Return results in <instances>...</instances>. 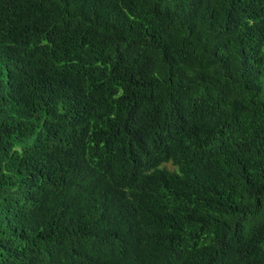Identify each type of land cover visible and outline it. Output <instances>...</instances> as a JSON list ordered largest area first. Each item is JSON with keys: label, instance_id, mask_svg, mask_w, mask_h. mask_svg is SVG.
I'll list each match as a JSON object with an SVG mask.
<instances>
[{"label": "trees", "instance_id": "1", "mask_svg": "<svg viewBox=\"0 0 264 264\" xmlns=\"http://www.w3.org/2000/svg\"><path fill=\"white\" fill-rule=\"evenodd\" d=\"M0 264H264V0H0Z\"/></svg>", "mask_w": 264, "mask_h": 264}, {"label": "rangeland", "instance_id": "2", "mask_svg": "<svg viewBox=\"0 0 264 264\" xmlns=\"http://www.w3.org/2000/svg\"><path fill=\"white\" fill-rule=\"evenodd\" d=\"M168 167H170V165H168Z\"/></svg>", "mask_w": 264, "mask_h": 264}]
</instances>
